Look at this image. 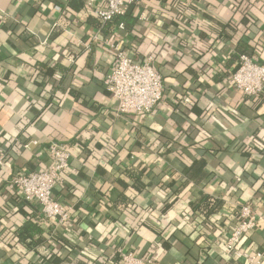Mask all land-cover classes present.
<instances>
[{
  "label": "crops",
  "instance_id": "obj_1",
  "mask_svg": "<svg viewBox=\"0 0 264 264\" xmlns=\"http://www.w3.org/2000/svg\"><path fill=\"white\" fill-rule=\"evenodd\" d=\"M70 1L0 0V264H244L226 247L244 204L263 220L240 248L264 252V93L232 80L242 48L264 63V0H142L135 27L100 41L88 0ZM117 42L163 77L150 113H116ZM53 140L73 153L59 229L10 186L50 166ZM29 220L44 229L30 249L17 236Z\"/></svg>",
  "mask_w": 264,
  "mask_h": 264
},
{
  "label": "built area",
  "instance_id": "obj_2",
  "mask_svg": "<svg viewBox=\"0 0 264 264\" xmlns=\"http://www.w3.org/2000/svg\"><path fill=\"white\" fill-rule=\"evenodd\" d=\"M142 0H88V7L105 23L116 16L124 15L130 4L138 5ZM142 18H146L143 14ZM121 28H123L121 26ZM100 30L94 40L100 41ZM115 65L106 75L104 85L116 103V113L126 116L132 112L150 113L161 102L164 94V80L154 68L152 57L136 60L117 42L113 44ZM87 49L91 45L87 44ZM235 87L245 96L258 97L264 93V63L248 54L240 56V64L232 75ZM38 140L23 144L26 149L39 145ZM51 164L43 170L20 172L12 176L10 186L15 193L27 201L38 203L43 215L54 222V229L64 227L72 219L71 209L55 197V189L63 180V174L72 161V149L69 144L50 141L47 147ZM4 165V156H0V171ZM263 217L259 216L250 204H244L239 210V221L226 240V247L244 264H263L264 252L247 251L240 248L242 239L255 230ZM122 258L129 264H153L152 258H141L132 253H123Z\"/></svg>",
  "mask_w": 264,
  "mask_h": 264
},
{
  "label": "trees",
  "instance_id": "obj_3",
  "mask_svg": "<svg viewBox=\"0 0 264 264\" xmlns=\"http://www.w3.org/2000/svg\"><path fill=\"white\" fill-rule=\"evenodd\" d=\"M70 5L74 7L75 9L82 8L83 2L80 0L77 4L75 3V0L70 1ZM135 4H130L127 7V11L124 15L116 16L112 20L108 22H101L99 19H95L93 21L94 25L104 34H107L108 32L112 31L114 34L116 29H119L121 26L125 29L133 28L135 27L138 22H140L139 18L132 15ZM242 54H248L249 56H252L253 52L249 50V48H242L238 54L237 58H239V63L236 64V68L234 72L237 70L239 64H240V56ZM233 72V73H234ZM44 233V229L42 226L36 222V221H27L24 223L17 231V236L19 238V241L23 243V245L27 248L35 247L36 239L39 237V235Z\"/></svg>",
  "mask_w": 264,
  "mask_h": 264
}]
</instances>
